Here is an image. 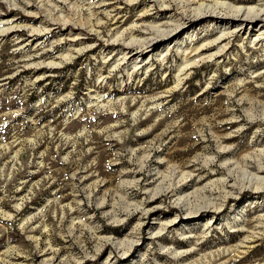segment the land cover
Instances as JSON below:
<instances>
[{"label":"rangeland","instance_id":"374dc122","mask_svg":"<svg viewBox=\"0 0 264 264\" xmlns=\"http://www.w3.org/2000/svg\"><path fill=\"white\" fill-rule=\"evenodd\" d=\"M25 1L0 0L16 24L0 35V264H264V15ZM175 16L176 33L120 59ZM224 27L228 49L180 75Z\"/></svg>","mask_w":264,"mask_h":264},{"label":"bare ground","instance_id":"6f19581e","mask_svg":"<svg viewBox=\"0 0 264 264\" xmlns=\"http://www.w3.org/2000/svg\"><path fill=\"white\" fill-rule=\"evenodd\" d=\"M6 1V0H4ZM47 1V0H46ZM122 2L125 3H130L133 2L134 0H121ZM159 1V0H157ZM180 1V0H179ZM7 2L9 3V0H7ZM161 2V1H160ZM164 1L162 0V3ZM176 2V1H175ZM197 2V1H196ZM191 3V2H190ZM227 3V4H225ZM168 4V3H167ZM180 4V3H179ZM201 4V3H199ZM209 4V3H208ZM25 7L29 5V0H26L24 2ZM164 5V4H163ZM189 5V4H188ZM191 5V4H190ZM207 5V3H206ZM225 5L226 8H229V10H226V12H230L232 17L237 19V20H241V22H243L244 20H251V19H255L258 18L260 15H264V2H262L259 5H252V4H234V0H214L212 7H204L203 9H200L199 7H196V9H193L194 11H191V14L194 17H198V16H202L210 11H215V12H220L218 11L219 9H221V6ZM167 6V5H166ZM194 6V5H193ZM200 6V5H198ZM195 7V6H194ZM217 7H220L218 10H216ZM23 9V7H22ZM224 9V6H223ZM222 9V10H223ZM43 10V9H41ZM38 13V12H37ZM189 13V12H188ZM111 15V14H110ZM186 15V14H185ZM221 16V15H220ZM59 17V16H58ZM179 17V16H178ZM178 17H173L170 18V20L166 19L165 21H161L158 24H148V27L145 31V33L148 31V34H142V36H140L139 38L136 39H131L132 36L130 35V40L128 41H122V45L119 47V52H120V59H126L128 54H131L134 50L138 51V52H143L145 50L151 51L152 49H154V44L156 41L160 40V38H164L167 36H170L171 34L176 33L179 28L182 26V21H180V19ZM229 17V16H228ZM200 18V17H199ZM11 20V19H10ZM10 20L8 19H3L0 21V35L3 34L4 31H6V29H12L14 26L16 27V24L11 23L10 24ZM234 20V19H233ZM55 21V20H54ZM57 21V20H56ZM66 21V20H65ZM5 22H9L8 26H5L4 28H1V24L5 23ZM172 22V23H171ZM90 23V22H89ZM96 23V22H95ZM94 23V24H95ZM135 23V22H134ZM6 24V23H5ZM93 24V25H94ZM99 24V23H96ZM160 25H166L165 27H160ZM169 25V26H168ZM264 22L262 23L261 27H263ZM95 26V25H94ZM138 25H134L130 27V30H134L137 28ZM217 26V25H216ZM19 27V24H18ZM92 27V26H91ZM209 27V26H208ZM237 27V26H236ZM215 28V26H214ZM138 29V28H137ZM213 29V27H211L209 30L211 31ZM235 29V28H234ZM263 29V28H262ZM261 29V30H262ZM95 30V29H94ZM233 30V29H231ZM231 30L229 29H222L217 35L211 37L210 39L204 40L202 41L200 44L196 45L194 48H192L189 52L190 53L193 51L192 55L190 57H186L184 58V60L182 61V65L179 66V74H187L188 71H190V69L193 67V65H195L196 63H198L202 58L207 57V58H216L217 55L222 54L223 52H225L228 49V44L229 41L226 39V37L228 36V34L231 32ZM259 30V29H258ZM29 31V30H28ZM128 31V30H127ZM259 33V31H257ZM46 33V32H45ZM34 34V33H33ZM257 34V33H256ZM258 35V34H257ZM117 36V35H116ZM118 36H120V33L118 34ZM74 38V37H73ZM115 38V37H114ZM122 38V37H121ZM119 39V38H118ZM182 40H179L177 42V47L179 48ZM157 43V42H156ZM212 46H216L215 50L210 51V52H205L207 49L212 48ZM166 51L168 50V44L163 48ZM180 49V48H179ZM184 50V49H183ZM77 51V50H75ZM178 51V50H177ZM180 51V50H179ZM41 52V51H40ZM44 52V51H43ZM38 53V52H37ZM161 53V52H160ZM185 53V51H184ZM164 54V52L162 53ZM38 55V54H37ZM149 55V54H148ZM65 58V57H64ZM160 58V57H159ZM53 62V61H52ZM143 62L142 60L139 61L138 63ZM53 64V63H52ZM117 65V64H116ZM118 66V65H117ZM133 68L132 71H134L138 66H142L141 63L137 64V62H135L133 64ZM129 71V70H128ZM132 71H129L130 74L132 73ZM128 72V73H129ZM127 73V74H128ZM183 77L179 78V81L182 79ZM98 102V101H97ZM260 165V164H259ZM264 168V167H263ZM258 170H262V167H258ZM256 175V173H255ZM260 175V174H259ZM256 177V176H255ZM253 179V178H252ZM258 179V176H257ZM262 180H264V178H262ZM147 190V189H146ZM195 207V206H194ZM261 218V216H260ZM122 251V250H121ZM124 251V250H123ZM57 262V261H56Z\"/></svg>","mask_w":264,"mask_h":264}]
</instances>
